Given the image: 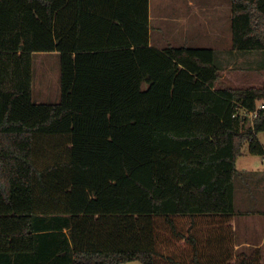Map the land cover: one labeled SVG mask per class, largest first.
Listing matches in <instances>:
<instances>
[{
    "label": "trees",
    "instance_id": "trees-1",
    "mask_svg": "<svg viewBox=\"0 0 264 264\" xmlns=\"http://www.w3.org/2000/svg\"><path fill=\"white\" fill-rule=\"evenodd\" d=\"M150 34V0H0V264H206L198 221L234 218L243 148L264 155V82L217 87L215 48ZM232 46L264 52V0H232ZM53 51L61 97L35 102ZM36 135L67 159L40 167Z\"/></svg>",
    "mask_w": 264,
    "mask_h": 264
},
{
    "label": "rangeland",
    "instance_id": "rangeland-1",
    "mask_svg": "<svg viewBox=\"0 0 264 264\" xmlns=\"http://www.w3.org/2000/svg\"><path fill=\"white\" fill-rule=\"evenodd\" d=\"M196 1V0H191ZM203 4L199 7L201 14L211 13L213 18H217L218 0H197ZM192 2L189 0H152L153 13V41H161L166 43L159 46H170L168 42H173L175 46L189 47H215L221 35L217 34L220 26L223 33L227 37L230 34L232 39V19L226 17V23L217 22H201L208 29L198 26L199 19L203 17L196 13V7L188 5ZM178 9L185 11H178ZM207 10V11H206ZM231 10V8H230ZM178 13H187L190 16L188 23L185 25L178 22ZM177 21H173L171 17H175ZM207 16V15H205ZM209 17V16H208ZM201 24V25H202ZM158 27V29H157ZM161 27V28H160ZM200 28V30H198ZM185 29L188 30L187 35H183ZM212 29V34L210 30ZM159 35V36H158ZM229 37V36H228ZM171 40V41H170ZM229 45L223 44V47ZM222 49V48H221ZM34 77H33V100L35 102H57L61 97V58L58 52H35L33 54ZM217 63L221 67V76L217 82V87L221 86H249L258 85L264 82V52L263 51H240L239 54H222L217 51ZM41 139V143L37 147V161L40 167L47 166L58 159H67L70 148L66 136L55 135L45 136ZM260 140L264 144V131L259 133ZM243 155L239 157L237 167L242 171L247 165L253 166L256 172L250 170L249 173L243 174V177H236V188L241 204V210L258 211L264 214V155L251 154L248 150V144L243 148ZM259 170L261 172H259ZM259 172V173H258ZM262 173V174H260ZM240 175V174H238ZM246 212V213H247ZM242 216V215H241ZM171 248L169 244L166 245ZM126 264H143L136 260L127 262Z\"/></svg>",
    "mask_w": 264,
    "mask_h": 264
},
{
    "label": "crops",
    "instance_id": "crops-1",
    "mask_svg": "<svg viewBox=\"0 0 264 264\" xmlns=\"http://www.w3.org/2000/svg\"><path fill=\"white\" fill-rule=\"evenodd\" d=\"M191 6L196 7V13L200 15L201 9H199L200 6L203 4L191 1L189 0ZM218 8H217V18H213L211 16V13L207 12L201 19H199V25L206 29H208V26L205 27L201 22H217L218 23H226V17H229V14L232 19V0H218ZM231 8V10H230ZM184 11L186 9H183ZM178 9V11H183ZM207 11V10H206ZM209 16V17H208ZM190 16L187 13H178V19L175 17H171L173 21H177L179 23H188L187 21ZM201 17V16H200ZM177 19V20H176ZM150 24H151V34H150V44L154 45L159 48H163V46H159L158 43H161L160 45H164L166 43V40L164 43L161 41H153L154 37V29H153V13H152V0H150ZM202 24V25H201ZM161 28V27H160ZM158 29V27H157ZM200 30V28L198 29ZM210 30V29H209ZM218 35H221V39L226 38L225 41H218V46H216V50H220L222 54H239L240 51L236 50L232 46V39H230V34L225 36V34L222 32L223 29L219 26L216 30ZM188 30L185 29L183 35H187ZM212 29L210 30V34H212ZM159 36V35H158ZM229 36V37H228ZM171 41V40H170ZM169 44L175 46L173 42H168ZM223 44L229 45L228 47H223ZM166 47V46H165ZM213 48V47H212ZM222 48V49H221ZM259 136V135H258ZM260 139V137H259ZM261 141V140H260ZM262 142V141H261ZM263 143V142H262ZM244 150V149H243ZM244 152V151H243ZM239 160V159H238ZM238 162V161H237ZM253 166L247 165L242 171L239 170L240 175L237 174L238 177L242 176L245 173H249L250 170H253V168H250ZM254 172L255 169L253 170ZM259 172H261L259 170ZM258 172V173H259ZM262 174V173H260ZM236 176V177H237ZM264 176V175H263ZM236 177H235V210L236 214L234 218H224L222 216H213V217H206L203 216L200 221L197 223V229L196 232L198 235L204 237L205 243L204 247H202V250L204 251L206 255V264H234L233 261V247L235 245V249L238 253L240 252H246L250 253L255 248L260 247L263 251V264H264V214L259 213L258 211H245L244 213L241 210V204H239V198L237 194V188H236ZM247 212V213H246ZM242 215V216H241ZM59 231V230H56ZM64 232H68V228H64ZM46 243H42V246H46L48 243L52 244L53 239L50 241V238H45ZM236 240V241H235ZM41 244V243H40ZM39 246L41 247V245ZM169 246H171L170 250H175L174 247H172L171 242L167 243ZM26 257L25 259H27ZM35 257H29L28 260H24V264H35ZM136 261V260H134ZM133 262V261H129ZM127 262L123 263L126 264ZM19 264V263H18Z\"/></svg>",
    "mask_w": 264,
    "mask_h": 264
},
{
    "label": "built area",
    "instance_id": "built-area-1",
    "mask_svg": "<svg viewBox=\"0 0 264 264\" xmlns=\"http://www.w3.org/2000/svg\"><path fill=\"white\" fill-rule=\"evenodd\" d=\"M258 108H264V102H260L259 105H258ZM245 113H246V112H245ZM248 114H249L251 117H254V116L257 114V110L249 111Z\"/></svg>",
    "mask_w": 264,
    "mask_h": 264
}]
</instances>
